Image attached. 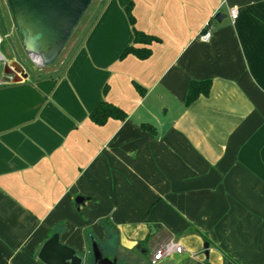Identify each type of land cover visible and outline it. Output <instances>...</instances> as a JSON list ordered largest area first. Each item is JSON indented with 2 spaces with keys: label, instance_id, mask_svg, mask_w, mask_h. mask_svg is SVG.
<instances>
[{
  "label": "crops",
  "instance_id": "0c3cea01",
  "mask_svg": "<svg viewBox=\"0 0 264 264\" xmlns=\"http://www.w3.org/2000/svg\"><path fill=\"white\" fill-rule=\"evenodd\" d=\"M133 28L157 40L134 44ZM130 46L150 57H121ZM9 79L0 264H42L56 230L90 264L87 232L117 264H149L169 241L184 252L159 264H264V0H105L62 69ZM205 80L209 95L186 106L189 83ZM102 102L125 119L95 125Z\"/></svg>",
  "mask_w": 264,
  "mask_h": 264
},
{
  "label": "water",
  "instance_id": "95a60500",
  "mask_svg": "<svg viewBox=\"0 0 264 264\" xmlns=\"http://www.w3.org/2000/svg\"><path fill=\"white\" fill-rule=\"evenodd\" d=\"M92 0H7L12 20L21 37L22 46L33 61L46 67L52 64L64 48L73 28L78 23ZM226 15L217 13L214 20L221 23ZM1 59V55H0ZM4 74L12 76V83L23 81L27 74L17 63L4 66ZM86 198L78 195L74 199V207L79 211ZM93 264H117L114 257H103V251L97 241L90 240ZM206 258L208 244L203 245ZM142 254L140 246H136ZM37 259L42 264H85V258L72 248L60 243L59 234L54 233L41 246Z\"/></svg>",
  "mask_w": 264,
  "mask_h": 264
},
{
  "label": "rangeland",
  "instance_id": "374dc122",
  "mask_svg": "<svg viewBox=\"0 0 264 264\" xmlns=\"http://www.w3.org/2000/svg\"><path fill=\"white\" fill-rule=\"evenodd\" d=\"M105 0H92L86 11L80 17L78 23L73 28L64 48L60 52L57 59L46 67H40L35 64L25 52L21 37L12 20L7 0H0V84L4 82L10 83V76L3 73L4 66L9 63H17L27 74L24 80L42 75L46 71L60 70L66 62L69 55L82 41L90 25L97 16L100 8ZM9 79V80H8ZM86 234H89L87 232ZM85 258V264H90V258ZM144 258V255H141Z\"/></svg>",
  "mask_w": 264,
  "mask_h": 264
},
{
  "label": "trees",
  "instance_id": "16d2710c",
  "mask_svg": "<svg viewBox=\"0 0 264 264\" xmlns=\"http://www.w3.org/2000/svg\"><path fill=\"white\" fill-rule=\"evenodd\" d=\"M125 13L127 15L128 21L130 25L134 26V18L131 14V5L125 7ZM133 42L134 44H142L144 46H149L152 42L156 41L157 39L143 33H140L133 28ZM134 55L140 60H145L150 57L151 50L147 47H143L141 49L135 48L134 46L127 47L121 57H125L127 55ZM211 88V81H191L188 86L186 98H185V105L188 106L197 100L200 96H208ZM136 89L141 91V88L136 85ZM126 117L125 113L120 110L119 108L115 107L112 104L102 102L100 103L90 114L89 119L95 125L103 126L109 119H116V120H124ZM145 130H150L151 127L147 125L142 126ZM59 232L58 230L54 231L53 233ZM88 241L90 242L91 239H94L93 236L89 233L86 234ZM207 264V263H206ZM228 264H231L230 261Z\"/></svg>",
  "mask_w": 264,
  "mask_h": 264
},
{
  "label": "built area",
  "instance_id": "2783aa9c",
  "mask_svg": "<svg viewBox=\"0 0 264 264\" xmlns=\"http://www.w3.org/2000/svg\"><path fill=\"white\" fill-rule=\"evenodd\" d=\"M238 12L236 8H231L229 12V17L231 22H234L237 19ZM212 27L207 24L203 33L199 36L200 41L208 42L211 38ZM184 252L183 247L174 241H169L164 245L157 248L149 258V264H159L163 259L173 255L181 254Z\"/></svg>",
  "mask_w": 264,
  "mask_h": 264
},
{
  "label": "bare ground",
  "instance_id": "6f19581e",
  "mask_svg": "<svg viewBox=\"0 0 264 264\" xmlns=\"http://www.w3.org/2000/svg\"><path fill=\"white\" fill-rule=\"evenodd\" d=\"M33 62H34L35 64H38V63H39V59L36 58V57H33Z\"/></svg>",
  "mask_w": 264,
  "mask_h": 264
},
{
  "label": "flooded vegetation",
  "instance_id": "af4514ba",
  "mask_svg": "<svg viewBox=\"0 0 264 264\" xmlns=\"http://www.w3.org/2000/svg\"><path fill=\"white\" fill-rule=\"evenodd\" d=\"M3 73H4V69H3ZM12 76H10V78H11Z\"/></svg>",
  "mask_w": 264,
  "mask_h": 264
}]
</instances>
